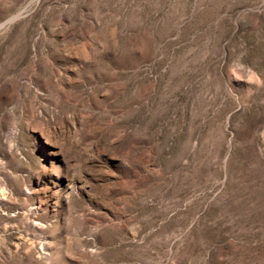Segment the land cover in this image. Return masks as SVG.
I'll return each instance as SVG.
<instances>
[{
  "label": "rangeland",
  "instance_id": "374dc122",
  "mask_svg": "<svg viewBox=\"0 0 264 264\" xmlns=\"http://www.w3.org/2000/svg\"><path fill=\"white\" fill-rule=\"evenodd\" d=\"M0 264H264V0H0Z\"/></svg>",
  "mask_w": 264,
  "mask_h": 264
},
{
  "label": "bare ground",
  "instance_id": "6f19581e",
  "mask_svg": "<svg viewBox=\"0 0 264 264\" xmlns=\"http://www.w3.org/2000/svg\"><path fill=\"white\" fill-rule=\"evenodd\" d=\"M12 19V18H11Z\"/></svg>",
  "mask_w": 264,
  "mask_h": 264
}]
</instances>
